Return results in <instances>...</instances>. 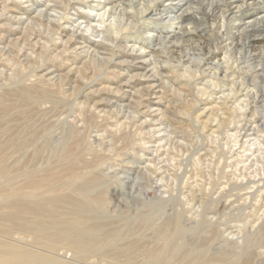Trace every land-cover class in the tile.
Here are the masks:
<instances>
[{
    "label": "rangeland",
    "instance_id": "1",
    "mask_svg": "<svg viewBox=\"0 0 264 264\" xmlns=\"http://www.w3.org/2000/svg\"><path fill=\"white\" fill-rule=\"evenodd\" d=\"M36 1L52 4L0 0V243L32 253L35 264H45L41 256L57 264H264V97L238 93L244 81L251 96L264 89V28L244 54L229 46L230 58H224L229 40L215 48L211 31L199 35L187 25L192 35L178 43H150L165 26L143 19L155 28L147 33L142 20L122 16L101 25L98 13L104 8L59 3L62 8L47 13L57 17L67 11L72 20L78 12L89 16L73 26L95 42L110 44L101 34H90L86 21L116 36L127 56L113 62L140 57L135 66L147 65L161 86L154 91L163 93L158 105L154 95L141 97L151 79L137 77L124 86L126 97L115 106L99 105L115 100L100 92L144 70L108 67L88 54L68 57L64 64L62 55L57 58L64 43L54 42H65L72 26L63 23L67 29L56 32L41 22L35 9L44 12L45 6ZM122 2L128 6V0ZM26 7L31 12L18 14ZM207 48L214 56L202 68L213 72L219 61V77L199 74L189 80L194 65L186 67V59L206 56ZM259 53L262 59L255 57ZM54 65L61 82L45 79ZM113 68L125 75L117 77ZM93 75L97 79L84 87L82 78ZM147 105L158 110L147 112ZM204 107L212 109L201 115ZM95 177L96 184L89 182ZM84 183L99 213L88 215L85 226L99 221L106 230L91 253L56 237L48 217L20 213L10 221L18 200L38 204L59 193L79 198ZM129 246L130 257L117 251ZM148 253L163 261H148Z\"/></svg>",
    "mask_w": 264,
    "mask_h": 264
},
{
    "label": "bare ground",
    "instance_id": "2",
    "mask_svg": "<svg viewBox=\"0 0 264 264\" xmlns=\"http://www.w3.org/2000/svg\"><path fill=\"white\" fill-rule=\"evenodd\" d=\"M2 1H4L5 3H13V4L16 3L19 4V6L21 3L27 2V0L26 1L2 0ZM47 1L52 2V4L49 3L40 4L39 2L36 1V4H38L37 6H45L44 12H42L41 9L39 10L35 9L37 13L36 18H38L41 22L45 21L47 25L53 26L56 32L65 31V29H67L66 26L62 25L63 23L71 24L72 26V28L67 29L71 32V34L70 36H68L65 42L62 41L54 42V44L64 43V49L62 50L63 53H61L59 56L56 54L59 60L60 58H62V56L64 61V59L67 60L68 57L71 56L74 58L75 57L80 58L81 55L83 57V55L88 54L89 57L92 56L96 60H100L102 63L106 64V66L108 65V67L114 64V66H118V67L120 66L126 68L139 67V69L144 70L142 72L128 76V78L124 80V82L120 84V86L113 89L112 87H107L108 92H100L110 95V97L114 98L115 100L111 101V99H109L107 101L97 102V104L99 105L101 104H106L108 106L109 104L114 105V103L118 102L120 98L126 97V91L123 89L124 86H129L137 77L151 79L150 86L142 88L143 89L142 92L144 93L140 95L141 97L146 98L149 97L150 95H154L153 97L159 99L157 102H155L156 103L155 105H158L160 103L161 97H163V93L162 90L159 89L154 91V88L161 86L157 84L158 79L155 78L156 74L154 75L152 72L149 73L151 70L146 71L147 65L141 63L139 64V66H135L136 65L135 60L140 57L138 56L124 57V59H121L119 62H113L114 59H117V57L122 58L127 54V52L125 51V46L124 48L121 47V44L119 43L121 41L116 36L112 37V35H109L107 33H104L102 30L97 29L96 26H92L90 21L88 22L86 21L87 23L86 26L87 28L90 29V34H95V33L98 35L101 34L103 38H107L108 40H110L109 45L105 44L104 41L95 42V41H91L88 36H86L81 32L79 25L73 26V22H78V19L88 18L89 16L83 15V13L78 12L76 14L78 17H75V20H72V18L66 14L67 11L66 13L59 14L57 17L56 16L54 17L52 14L47 13V10H51V11L53 10L56 12V9L62 8V5L60 7L59 3L60 4L62 2L66 3L67 7L68 5L72 7L78 5L84 7L88 6L92 8H97V7L104 8L103 12L98 13L99 18L97 19V21L101 25L102 23L108 20L110 21V19L117 20V18H119L118 20H120L122 16L121 19L125 17V19L130 18L131 20L132 18L133 19L132 21L134 22L142 20L140 25L141 29L148 30L146 31L147 33L151 32L150 30H154L155 28L149 23L143 22V19H150L152 22H154V24L159 23L162 24V26H165V29L163 30L161 28L160 33L156 37L150 38V43L153 42V39L158 41V43L164 42L165 39H167V42H169L170 44L178 43L182 41L184 38L192 35L191 32L187 29L186 27L187 25H192L194 31L198 30L199 35H201L205 31H211V35L214 36L215 40H217V43H215V48L218 47V43H222L223 41L229 40L228 45L225 46L226 48H225L224 58L226 56L227 58H230L228 57V55L230 54L226 55L228 53L229 46H232V49L233 48L237 49L236 50L237 52L239 50L244 54V51H246L245 49H248L250 45L252 47L254 46L253 44L256 42V40L254 39H256L257 36L262 34L261 29L264 28V0H128L129 3L127 7H122L123 0H121V2H119L118 5H115L114 0H103L104 2L103 5L101 3V0H99L95 5H93L88 0H47ZM125 8L132 9V12H130L127 15ZM20 9L23 11L22 13H18V14H28L29 12H31V7L30 8L28 7V9L27 7ZM17 15L14 16V18L18 17ZM50 16H53V19H50ZM21 19L22 17H18L17 21H21ZM129 23L130 22H128V24ZM173 24H176L175 27H173ZM126 27L131 28L129 27V25H126L125 29H127ZM13 30H16V28H13ZM38 42L39 41H36V43ZM158 43L156 44L158 45ZM203 44L206 46H210L208 40H204ZM91 48L92 50L90 51L89 49ZM210 53H211L210 48H207L206 56L204 57H200L199 55L198 56L189 55V57L186 59V63H187L186 67H189L190 64L194 65V67L192 66V68L194 69L191 70L193 74L192 77L189 78V80L192 78L194 79V77L198 76L199 74H203L205 76L210 75L212 78L218 76L217 70H219V68L221 67L220 66L221 63H219V61L218 64L214 67L216 71L213 70L212 72V70H209L208 72H206V70L202 68L203 66L212 64L211 61L209 60H211V57L214 55L213 53L211 54ZM255 57L262 59L261 53L256 54ZM65 63L66 61H64V64ZM226 63L228 64V62ZM54 68L55 69L53 70L47 69L48 71L44 74V76L46 77L45 79L52 82H56L58 80L60 82L63 81L61 78V74L58 71L59 66L54 65ZM112 72H114V74H117V77H122L123 75H125L120 69L115 70V68H113ZM226 72L227 71L224 69L223 75L220 78L225 80L228 74V73L226 74ZM95 73L97 72L95 71L94 74ZM182 75L184 76V74H180V76ZM96 79H97V75L91 78L88 77L82 78V81L85 82L84 87ZM217 80L216 82H218ZM73 81L74 80H72L71 82ZM217 84L215 85L216 87H218ZM244 84L246 85L244 86ZM243 86L244 87L238 91L240 95H243L244 97H261V98L264 97V89H260L258 93L255 94V96L254 95L251 96L248 90L249 89L248 84L245 83V81L243 83ZM87 89H89V87ZM91 92L92 90L88 91V93ZM212 93H208L207 97L209 96L211 97ZM203 95L204 93L202 94V96ZM234 97H238V96L235 95ZM261 98L260 101H262ZM139 103L140 102H138V104ZM147 107H148L147 112L150 113L158 110V108L152 110L153 108L151 105L150 106L147 105ZM209 109L211 110L212 107L208 109L204 107L203 112H200V114L206 115V112L204 113V111H209ZM210 113H212V111H210ZM208 116L209 115H207V117ZM212 123L214 122L212 121ZM89 182H92V184H96V182L98 181H96V177H95L92 178ZM81 186H82L81 188H78V190H80L81 192L78 193L75 191L76 194L79 195V198H74L75 196L72 197L70 194L59 193L56 195H52L51 197L45 198L40 203L36 204L35 201L32 202L29 199H24L27 198L24 197L23 199L18 200L17 203H14L16 209H14L13 206L15 212L10 215L11 218L10 221H12V218H15L16 215L20 213L34 214L35 219L48 217L50 219V222L52 223L51 227L53 230V234L56 237H60L65 241L74 243L77 248L89 254L92 252L94 248L95 238L98 237L100 234L106 232V230L104 223H101L99 221H96V223H94L92 226L89 227L85 226L84 221L86 220V218H88V215H91L92 217V214L98 213V211L96 209L97 208L96 201L88 196V192L86 190L88 185H85L84 183ZM171 221L174 224H176L177 222L176 219H172ZM23 224L26 225V223L24 222ZM34 224L35 225L39 224V220H34ZM132 249L133 247L129 246L126 247L124 250L121 249L117 251L121 254H127V256L130 257V255H132L133 253ZM33 256L34 255L32 253L25 252L24 250H20L14 245H4L2 244V242L0 243V264H35L36 259H34ZM147 260L151 262L163 261L162 258L156 256L153 253L152 254L148 253ZM41 261H43L45 264H57L55 260L44 256H41ZM59 264H66V263L62 262Z\"/></svg>",
    "mask_w": 264,
    "mask_h": 264
}]
</instances>
